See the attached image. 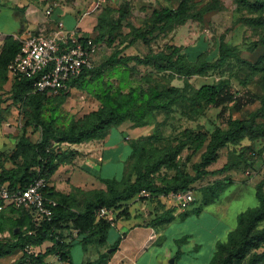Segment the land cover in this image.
Here are the masks:
<instances>
[{
	"label": "rangeland",
	"instance_id": "obj_1",
	"mask_svg": "<svg viewBox=\"0 0 264 264\" xmlns=\"http://www.w3.org/2000/svg\"><path fill=\"white\" fill-rule=\"evenodd\" d=\"M19 1L37 5L45 0H0V32L5 28L6 30L14 28V21L19 16L16 10ZM57 1L65 11L73 12V18L64 17L65 23L72 27L78 19H84L87 12H92L96 3H102L101 9L85 20L83 31L84 37L92 39L97 45L94 56L96 68L105 65L115 54H119L120 57L136 55L145 57L159 52L169 54L171 46L180 47L182 52L191 58L200 55V58L216 61L219 58L222 40L230 48L236 49L241 61H244L231 59L222 69L188 79L172 74L166 66L155 69L134 63L126 67L109 64L100 72L103 76L92 75L83 84L73 87L68 95L52 96L46 103L43 116L46 120L55 119L58 130L68 127L73 122L93 119L94 114L101 109H107V105L121 103L119 95L127 97L131 90L140 92L158 87L166 91L171 87H178L187 95H191L203 85L226 82L235 91L243 93L250 90L258 96L264 95V74H255L249 64H245V62L257 64L264 56V46L261 43L264 29L254 27L245 21L256 15L241 6L238 0H188L192 5V12L199 13L200 18L191 19L184 25L160 29L149 37L147 43L140 40L133 45L131 43L137 32L151 29V17L155 10L159 11L166 7L177 9L184 0ZM102 37L104 41L100 40ZM10 89L9 83L4 91L0 92V171L21 167L23 161L13 163L10 156L25 130L33 142L41 139L40 130L33 127L25 129L26 123L31 120L29 108L24 103L14 101L10 96ZM110 91L112 92L109 96L104 97L105 92ZM259 106L260 103L257 102L237 112L234 105H229L223 120L219 117L221 109H215L210 105L197 109L192 108L189 102H185L175 107L172 113L158 110L150 114L145 124L140 127H136L130 121L113 126L108 135V146L116 145L118 148L107 152L104 163H90L88 171L81 169L77 164L70 172H63L64 175L67 174L66 179H71V183L61 179L60 174L61 187L68 190L74 189L73 185L85 187L84 184L88 183L87 191H92L105 187L102 179H123L125 175L132 173L131 169L137 160L130 158L132 144L136 142L145 148L142 156H139L141 157L139 164L142 166L148 162L146 159L148 155L160 156L178 146L182 148L174 159L176 167H163L154 174V180L159 186L171 182L177 174L195 175L193 167L201 161L202 152L193 156L190 161L187 160L194 145L189 141L186 130L212 132L216 127L226 128L229 118H248ZM133 107V110L137 111L139 104ZM249 143L246 140L240 147L229 146L222 150L218 162L209 168L216 174L192 186L196 192V203L187 211L179 210V214L173 216L172 222L157 226L161 234L165 235V239H168V244L174 243L176 250H182L189 260L197 261L194 259L199 257L200 264L210 262L216 250V239L219 238L221 242L227 241L228 237L223 238V229L230 226L235 230L238 226L236 216L259 205L256 189L264 180V140L257 141L250 146L251 150H246ZM253 153L256 154L255 157H252ZM233 164L236 169L230 172L223 171L226 165ZM248 172L251 175H248ZM131 177L135 178L134 175ZM217 181L232 182L222 193L220 192L214 203L203 206L210 198L206 189ZM77 196L74 206L76 211H80L85 195ZM161 199L165 207L172 202L168 195H162ZM197 209H201V213H196ZM1 215L0 242H11L13 223L8 220L9 212ZM122 233L123 231L118 234L113 228L109 233V243L116 242ZM172 239L176 241L171 242ZM102 251L103 249L90 246L86 253L83 247L77 244L71 248L72 263L95 261ZM263 251L264 249L260 252ZM22 255L23 251L18 250L10 257L1 258L0 264H12ZM44 264H59V261L52 255L46 258Z\"/></svg>",
	"mask_w": 264,
	"mask_h": 264
},
{
	"label": "trees",
	"instance_id": "obj_2",
	"mask_svg": "<svg viewBox=\"0 0 264 264\" xmlns=\"http://www.w3.org/2000/svg\"><path fill=\"white\" fill-rule=\"evenodd\" d=\"M239 4L256 15L253 18L245 19L248 24L264 29V0H238ZM123 17L125 15H122ZM199 13L192 12V5L188 0L182 1L177 9L163 8L155 10L151 17V29L145 32H137L132 40V45L142 40L147 43L150 36L160 29H167L173 25H184L191 19L200 18ZM104 41L103 37L100 39ZM95 43V42H94ZM264 46V37L261 38ZM96 44V43H95ZM22 43L13 36L7 37L0 53V92L4 91L9 81L12 82L11 98L14 101L24 103L28 106L31 120L25 125V129L33 127L41 131V139L33 142L26 135V130L18 141L15 150L10 156L11 161L16 163L22 160L19 168L2 169L0 171V187L7 186L15 191L24 189L39 178H45L48 186L44 190V195L57 202L54 209V216L51 221H44L40 226H36L33 213L29 210L15 209L8 207L0 211L1 216L9 212V219L12 223L13 240L11 242H0V259L12 256L16 251H23L19 260L12 264H44L49 256H56L59 261L71 263V248L73 242H66L73 230L79 233V240L83 246L99 244L104 246L113 228V224L119 218L128 216L129 203L138 200L137 197L142 191L151 194L150 199L141 198L139 201H157L162 206L159 211H154L155 218L150 223L153 227L166 225L173 220V213L177 207L166 210L162 204V195L170 193L185 192L195 190L192 187L200 180L215 175V171L209 168L218 162L221 151L232 146L234 148L243 145L248 140L250 144L246 150H251V145L259 140H264V95L258 96L250 90L241 93L235 91L230 84L223 82L216 85H203L193 94L187 95L183 89L171 87L166 91L158 87L149 88L146 91L136 92L131 90L127 97L119 95L121 103L118 105H107V109H101L94 114L91 120H81L71 123L68 127L58 130L56 120H46L44 118L45 105L49 102L50 96L47 93H36L34 80L21 76L11 79L9 75V65L20 53ZM171 53L159 52L145 57L127 56L120 57L113 55L110 60L100 68L85 70L83 74L71 82L70 90L77 85L83 84L92 75L101 77L102 70L109 64H117L126 67L132 63L139 66L154 67L160 69L166 66L172 74L185 78L204 76L205 74L224 68L231 59L241 61L236 49L230 48L221 41L219 47V58L216 61H209L200 58H191L182 52L180 47L171 46ZM244 62V61H241ZM249 64L255 74H264V56L257 64ZM69 90V91H70ZM68 91V92H69ZM68 92L58 96H66ZM110 92H105L104 97H108ZM117 94V93H116ZM189 102L192 108L201 109L205 105H210L215 109H221L219 117L225 120L227 108L234 105L237 112L245 107L260 103L259 108L252 112L248 118H229L227 127H216L212 132L186 130L189 141L194 145L191 158L201 153V161L194 164L195 175L188 173L177 174L171 182L164 186H159L154 180V174L163 167H176L174 159L182 149L176 147L172 151H167L160 156L148 155V162L142 166L139 164L145 148L139 142L132 144L130 158H136L132 167V173L125 175L123 179H102L105 189L83 191L75 189L73 193L66 195L56 191L51 186L53 176L63 165L70 164L76 156L77 151L64 148L65 144L76 145L92 140L105 139L113 126H117L128 121L136 127L145 124L147 117L158 110L172 113L175 107ZM139 104L137 111L133 106ZM155 153V151H154ZM253 153L252 157H255ZM236 169L235 164L226 165L224 172ZM131 175H134L132 179ZM232 181H217L206 189L210 194L209 200L203 205L208 206L215 202L218 195ZM77 194H84L85 201L80 211L75 210ZM256 196L259 205L250 208L238 215V226L228 234L226 242H220L209 264H262L264 262V180L257 185ZM78 197V196H77ZM197 201V200H196ZM196 201L193 203L195 204ZM136 202V201H135ZM101 208L115 210L116 218L110 221L105 218H98ZM196 213H201L197 209ZM50 242L52 245L44 253L37 256L28 254L25 249L30 247H40ZM121 238L116 241L110 249L116 252L119 249ZM112 254L103 253L95 261L86 264H108Z\"/></svg>",
	"mask_w": 264,
	"mask_h": 264
},
{
	"label": "crops",
	"instance_id": "obj_3",
	"mask_svg": "<svg viewBox=\"0 0 264 264\" xmlns=\"http://www.w3.org/2000/svg\"><path fill=\"white\" fill-rule=\"evenodd\" d=\"M51 6H55L54 11L52 15L47 16V11L50 9ZM16 10L19 16L14 21V28L7 30L5 28L3 32H0V52L7 37L13 36L15 39H17L20 37H25L29 33H37L39 31H45L49 33L56 28L57 22L63 21L65 23L64 17L73 18V12L65 11L63 8L60 7V3L57 0H53L52 2H46L45 0L37 5L33 4L32 2L27 3L24 1H19L16 5ZM87 18L88 16L84 17V19H78L76 21L75 26L79 24L82 31H84V22ZM65 25L69 29H73L75 27L68 26V24L66 23ZM9 83L12 87V82L9 81L8 84ZM122 131L124 132V130ZM108 140L109 136L105 139L92 140L82 144H65L64 146H67L68 149L77 151V154L70 164L63 165L59 168L58 172L53 176L51 180V186L55 187L56 191L66 195L71 194L77 188L83 191H87V187H89V184H84V182L82 183V185L84 184L85 187L73 185L74 189L69 188L68 190H65V188L61 187V179L67 180L69 183H71V179H66L65 175L67 174L64 175L63 172H70L71 168H73L77 164L81 169L88 171L90 169V163H104L107 152L110 149L116 150L118 148L116 147V145L108 146ZM57 175L58 177L55 178ZM101 189H105V187H102ZM135 201L129 203L128 216H124L118 219L113 224V228L116 229V232L118 234L122 231L123 233L120 237L121 243L119 249L116 252L111 253L112 255L108 264H196V262H198L197 264H200L199 257L198 259H194L197 261L189 260L182 250H176L177 247L174 245V243L168 244V239H165V235L161 234V231L157 228V226L153 227L150 224L156 215V213L154 214V211L159 210L162 207L159 202H152L150 200ZM162 204L165 205L164 201H162ZM173 207L174 204L170 202V204L166 207V210L171 209ZM150 211L153 212V214H151ZM176 214H179L178 208L173 213V216H175ZM238 215L236 216L237 219ZM232 230L233 228H230V226L225 227L223 229V238L228 237V234ZM65 235L68 236V238L66 239L67 243L73 242L74 246L77 244L81 245L86 253L88 252L90 246H95L100 249H103L99 256L103 253L109 254V250H111L110 247L115 243L114 242L113 244H111L109 243V241H107L104 246L94 243L85 247L79 240L80 238L77 230H73L72 234L65 233ZM172 241L174 242L176 241V239H172L171 242ZM221 241L222 240H220L219 238L216 239V248ZM51 245L52 244L50 242H47L40 247H34V252L36 253V255L44 253L46 251L45 248H48ZM63 263L70 264V262ZM86 263L83 262V264ZM209 263L210 262H204L203 264Z\"/></svg>",
	"mask_w": 264,
	"mask_h": 264
},
{
	"label": "built area",
	"instance_id": "obj_4",
	"mask_svg": "<svg viewBox=\"0 0 264 264\" xmlns=\"http://www.w3.org/2000/svg\"><path fill=\"white\" fill-rule=\"evenodd\" d=\"M101 6V2L96 3L92 12H87L85 16L100 10ZM54 8L55 6L50 7L47 16L52 15ZM17 40L22 43V47L20 53L9 65V75L11 79L21 76L34 80L36 93L45 92L50 96L66 93L70 90L74 79L95 66L94 56L97 45L92 39L84 37L79 24L69 29L63 21H59L56 28L49 33L45 31L29 33ZM248 175H251L250 172ZM47 186L46 179L39 178L24 189L13 191L7 186L0 187V211L8 207L29 210L33 213L36 226H40L46 220L51 221L57 202L44 195ZM151 197L148 191H142L137 199ZM168 197L181 211H187L197 200L195 190L173 192ZM98 218L114 221L115 210L101 208ZM25 251L37 256L34 247L28 246ZM59 262L65 264L62 261Z\"/></svg>",
	"mask_w": 264,
	"mask_h": 264
},
{
	"label": "water",
	"instance_id": "obj_5",
	"mask_svg": "<svg viewBox=\"0 0 264 264\" xmlns=\"http://www.w3.org/2000/svg\"><path fill=\"white\" fill-rule=\"evenodd\" d=\"M113 252V250L111 249V250H109V254H111Z\"/></svg>",
	"mask_w": 264,
	"mask_h": 264
}]
</instances>
